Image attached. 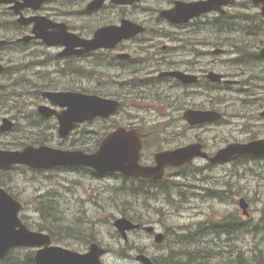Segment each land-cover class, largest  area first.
<instances>
[{
  "label": "rangeland",
  "instance_id": "1",
  "mask_svg": "<svg viewBox=\"0 0 264 264\" xmlns=\"http://www.w3.org/2000/svg\"><path fill=\"white\" fill-rule=\"evenodd\" d=\"M65 1V2H64ZM64 4L59 2L53 14L55 18L69 19L70 22H74L77 25H83L82 18L80 16H68L66 12L68 10L76 11L78 9H72L68 5L67 0H64ZM174 0H148L143 2L141 8H150L162 6L167 8L172 5ZM191 1V0H187ZM246 0H238V7L243 13H254V10H250L248 2L246 6L244 3ZM244 8H241V7ZM54 8V7H53ZM236 7L229 9V12L234 11ZM251 11V12H250ZM256 11V10H255ZM52 13L51 10L43 12V14ZM150 16L153 18L157 13L149 11ZM47 15V14H46ZM148 12L146 10L138 11L136 17L138 19H148ZM213 16L210 17L212 19ZM14 17L9 15V10L3 6H0V40L11 39L16 40L20 35L15 30H7L9 21H13ZM153 26L162 28L159 23L152 22ZM25 34V33H24ZM23 34V35H24ZM201 34L202 45L208 40L215 44L216 42L222 41L226 36L214 34L210 30L203 29ZM18 35V36H17ZM2 36V37H1ZM22 36V35H21ZM169 40V39H166ZM166 42V41H165ZM223 44H228L222 41ZM208 45V44H206ZM17 46V45H14ZM13 46V47H14ZM12 46L7 48H0V64L5 65L3 73L0 71V124L4 117H9L15 121L16 125L12 131L0 133V148L9 150H22L26 145L32 143L34 139L39 137L44 142L52 147L76 149L81 148L83 142L80 133H75L70 141L62 140L59 138L57 132L50 128L53 123L51 121L43 122L41 118L36 115V108L38 104L44 103L39 96V92L46 89H66L74 87V89H86V90H98L100 83L97 80H88L86 76L79 75L71 76L66 78L64 76H58L51 74L52 63L45 65H31V62L42 60L41 57L44 55L40 52L51 56L55 55L59 49L44 48L41 45H29L24 49L20 50L19 47L14 49ZM208 48L201 47V50H207ZM147 55L141 57L146 58ZM52 61V60H51ZM147 62V63H145ZM144 64L143 69L152 65L153 62L143 60V63L137 64V68H141ZM27 65V66H24ZM87 64H82V67ZM29 66V67H28ZM154 66V65H152ZM216 71H221L220 64L213 66L209 62L205 65ZM16 67V68H14ZM104 71L110 72V75H114L115 71L112 69L105 68ZM23 79L29 80L24 81ZM54 80V85L53 81ZM262 81L259 79L258 84L261 85ZM37 84L44 85L41 87L36 86ZM159 85H162L159 83ZM104 86V85H102ZM110 86L111 88H109ZM104 86L105 89L113 90V85ZM45 87V88H43ZM239 87H233L231 99V93L228 97L218 96V103L222 106L224 112L228 113V123H223L217 127L212 125H205L204 127L197 128H185L179 127L174 129L167 128L166 132L159 136V142H161L162 148L170 145L171 147L183 146L189 143L200 141L206 145L208 152L213 153L220 147L225 146L230 142H244L252 136L259 135L264 136V125H258V104L259 101L248 102L247 94L240 92ZM162 90V89H161ZM178 100L188 96L194 97L191 99V103L201 105L203 107L210 105V95L206 94L205 89L202 88V94L197 95H185L183 92L169 90ZM225 96L224 94H221ZM170 98L164 95V101H168ZM160 111V110H159ZM162 112V111H160ZM231 113H236V116H232ZM138 116L145 117L147 120L157 121L158 123H165L166 118L162 114L157 112H144L137 111L133 112ZM135 126L141 123L140 120H130ZM45 134L41 135L43 130ZM141 126V125H139ZM95 126L87 125L84 134H88L94 131ZM41 135V136H40ZM158 137V134L156 135ZM157 140V139H156ZM90 144L94 140H87ZM163 145V146H162ZM91 146V145H88ZM153 148L150 150H156ZM150 155V154H148ZM196 166L201 169L190 167L185 172L188 174V179H184V191L190 197V202L185 206L165 204L163 197L157 202H154L158 206H163L164 214L161 215L158 211L149 208L147 211L142 200H134L129 198L130 205H122V200L125 197L115 188H117L122 179L117 176H105L104 178H98L94 176L88 169H65L58 168L44 173H35L25 169H15L7 175H0V185L3 182L5 186H11L13 192L26 203V208L22 212V218L24 221L30 223L32 227L37 228L38 224L45 225L44 219L41 218L36 207L39 201L50 200L51 206L47 205V209L51 214L56 213L59 220L56 224L63 225L58 229L57 239H61L58 243L65 247L83 252L88 248V243L85 238H78L74 236V230L81 228L85 232H92L93 236L97 238L104 246H110L112 252L104 257L106 264H139L134 256L137 250H130L127 243H121V240H116L115 230L111 225L113 217L121 215L120 209L128 211L131 214L137 213V215H143L145 218L150 217L159 229L164 230V225H191L197 221L209 218L219 219L222 215L228 212H237L241 219L245 220L248 225L247 228H243L244 231H250L249 233L242 235L240 241L237 242V250L245 253L246 256H251L254 259L255 256L252 252L259 256L264 257V243L261 238H264V227L253 228L254 222L259 219H264V162L250 163L245 168H231L233 164L219 165L216 168H206L204 160H198L195 163ZM191 170V171H190ZM179 179V178H177ZM207 181L214 183L219 190L223 191L224 201H219L217 198H209L206 193L207 190L203 188H209L210 185ZM129 182H125L127 184ZM233 185L232 191L225 192L229 189V184ZM186 185V186H185ZM185 186V187H184ZM201 192V196H193V193ZM247 197L250 204V216H244L239 206V198ZM187 197H184L186 201ZM161 202V203H160ZM150 215V216H149ZM251 219V221H250ZM48 220L53 222L54 219L48 216ZM254 221V222H253ZM261 222V221H260ZM261 224V223H260ZM262 225V224H261ZM68 228L64 232L61 228ZM255 232L256 235H255ZM67 233H71V236H66ZM251 234V235H250ZM85 235V234H84ZM88 238V237H86ZM229 239V238H228ZM130 243H134L135 246H141L149 255H161L163 252H167L165 249H159L153 244V237H148L142 232L133 233L130 236ZM223 250L228 247L222 246ZM258 247V248H257ZM126 248V250H124ZM120 250L126 253H131L132 258H120L115 254ZM212 250V251H211ZM19 253L26 252L27 249H19ZM201 251V250H200ZM220 247H212L205 249L204 253H207L203 258L201 264H246L247 259L244 256H239L236 259L226 258L220 255ZM203 252V251H202ZM175 259L186 260L185 256L173 255ZM160 264H165V261H159Z\"/></svg>",
  "mask_w": 264,
  "mask_h": 264
},
{
  "label": "water",
  "instance_id": "2",
  "mask_svg": "<svg viewBox=\"0 0 264 264\" xmlns=\"http://www.w3.org/2000/svg\"><path fill=\"white\" fill-rule=\"evenodd\" d=\"M24 2H16V0H0L2 3L16 2L17 5L12 6L18 13L25 7H31L35 10L39 9L46 0H23ZM256 5H261L264 15V0H253ZM230 2H177L173 10L163 11L162 15L177 21L186 22L194 16L201 15L211 10H220L222 5ZM35 21L33 32L36 38H42L48 45L68 44L84 45L86 51L100 48L112 47L122 38L132 34V28L124 27H106L99 30L96 38L88 42L75 41L68 42L66 33L62 28L58 31L48 32L51 22L41 17H31L28 19H20V22L29 24ZM60 26V25H59ZM60 27H63L62 25ZM139 32L142 28L134 26V31ZM69 54V51H65ZM264 54V52H263ZM211 76V75H209ZM214 79H220L219 75L212 74ZM44 97L50 100L53 105L67 107L61 112L42 105L39 112L44 116L57 115L60 121V134L67 136L78 123L91 120L101 115L108 117L114 113L119 103L114 100L103 99L98 96L85 95L77 92H45ZM221 117L220 114L212 111H189L186 118L192 124L203 121L216 120ZM11 122L5 119L2 130L9 129ZM142 146L140 133L137 130L126 131L119 128L111 133L102 143L100 149L94 154H85L82 151H62L54 150L48 147L36 148L28 146L22 152L0 151V166L4 169L11 168L15 163H27L33 167L48 168L54 165H89L94 167L100 174L109 171H122L126 175L144 176L160 178L163 174V168L169 165H181L190 161L196 156L207 157L206 153L201 152L202 144L196 143L186 148L178 149L173 152H164L157 155L159 165L155 168L142 167L138 164L139 152ZM261 152L264 153V142H252L250 144H232L227 148L219 151L218 155L212 160H222L238 153ZM244 208L247 205L242 202ZM21 205L16 202L4 189L0 188V258H3L15 245H48L51 238L45 234L32 232L24 226L18 219V211ZM116 226L123 232L126 237L125 230L133 229L138 226L132 224L126 218L116 221ZM147 230H152L148 227ZM163 239L162 235L157 236V241ZM105 251L97 244L91 246V251L86 255L77 254L69 250L59 247H46L39 251L37 259L40 264H102L100 255ZM138 259L144 264H153L151 259L145 255H139Z\"/></svg>",
  "mask_w": 264,
  "mask_h": 264
},
{
  "label": "bare ground",
  "instance_id": "3",
  "mask_svg": "<svg viewBox=\"0 0 264 264\" xmlns=\"http://www.w3.org/2000/svg\"><path fill=\"white\" fill-rule=\"evenodd\" d=\"M204 2H230L231 0H202ZM249 5V1L250 0H246ZM65 2V1H64ZM63 2V4H64ZM68 5L70 6L71 2L70 0H67ZM226 6H228L229 8H231V5L226 4ZM155 13H161L163 11V7L162 6H158L157 8L154 7L153 9L147 8ZM254 13H243V11L239 8L236 7V9L234 11H232L230 13V15L228 16V21L226 24H220L219 21H212L211 19H205L198 27V31L199 34L200 32L203 31V29H207L210 30L211 32H213L214 34H217L218 36L220 35H225L226 37L223 39L224 42L228 43V44H233V45H240L243 44L245 41H247L252 34H254L256 32V30H254L255 26H258V20L253 18ZM18 36V35H17ZM201 36V34H200ZM2 37V36H1ZM20 36L16 39V40H11V39H6V43H7V47L10 46H14L16 44V42L19 40ZM201 38V37H200ZM210 40L214 41L213 39L210 38ZM210 40L207 41V44H211V45H220L221 47H223L224 51L222 53L225 52V45H223L222 41L220 42H216L215 44L213 43H209L211 42ZM217 48V46L214 47V49ZM261 52V50H260ZM259 50L257 52H255V54L260 53ZM255 54L253 56V58L255 57ZM147 55V54H146ZM152 55H148L146 58H137L135 60V62L133 64H129L126 66V71H128L130 73L131 72H138V73H143L145 70L143 69L144 64L141 66V68H137L136 65L143 63V60L145 61H150L153 62L152 65L158 67V71L160 72L161 70L159 69L160 66L156 63V61L154 59L151 58ZM212 61L215 60H219V61H226V57L225 55L223 56L222 54L217 55V57L211 59ZM209 62V61H208ZM147 63V62H145ZM212 64V63H211ZM218 65L220 64V68L222 69L220 72L223 73L225 71H227L230 68V65H227L225 62H219L217 63ZM213 66H216L214 64H212ZM0 66H3L1 72H4V65L0 64ZM258 67V64H254V62H250V63H246V64H240L237 68L234 69L233 71V75L242 71H245L246 74H243L242 76L236 77L237 79H247V77H249L251 72L256 73V68ZM162 72V71H161ZM162 75L165 76H169V73H162ZM233 78V79H236ZM163 84L160 81L157 82V84ZM228 85V84H227ZM238 86L240 89V92L246 93L247 97L248 96H253L254 94H252L250 91H246V90H253L255 93L258 89H252L250 86L245 87L240 85L239 83L236 82V80L234 82H232L231 84L228 85V87H223V90H219L216 94L214 92V90L211 89L210 93L212 95L210 96H216V98H218V96H222V97H228V94L231 93V99L233 100V95H232V91H233V87ZM171 90V89H169ZM179 92V91H178ZM190 93L192 92H197L202 94V86L201 87H196L195 89H192L191 91H189ZM225 92V96L221 95L224 94ZM185 95H197L200 96L201 94H188L186 91L184 92ZM212 167V166H209ZM207 167V168H209ZM122 182H128L126 179H122ZM136 188H134L132 191L135 194L140 195L142 193L141 188L139 187V185L135 186ZM234 219L231 215H227L225 218V226L227 225H233ZM245 227V225H244ZM255 230L258 228V226H254L253 227ZM257 232H255L256 235ZM56 239H57V234H56ZM261 241L264 243V238H261ZM126 250V249H125ZM212 251V250H211ZM109 252H112L111 249H109ZM125 251H122L121 253H124ZM153 264H157L156 260L153 262Z\"/></svg>",
  "mask_w": 264,
  "mask_h": 264
},
{
  "label": "flooded vegetation",
  "instance_id": "4",
  "mask_svg": "<svg viewBox=\"0 0 264 264\" xmlns=\"http://www.w3.org/2000/svg\"><path fill=\"white\" fill-rule=\"evenodd\" d=\"M92 1V0H83L84 4H86V7L87 5L89 4V2ZM87 9V8H86ZM83 15H85L86 17H88L91 22L93 23V21L95 20L96 17H99L101 15H107L110 17V19L112 21H114V23H120L122 21L123 18L125 17H128V18H131L132 20H136L135 19V15L137 13V4H132V5H128V6H120V5H115L111 2H107L103 7H101L100 9L98 10H94V11H88V10H85L83 11ZM99 27V24H93V25H85L84 27H77L76 30H81L82 32H88V33H93L95 31V29ZM152 33L154 34H158V31H152ZM130 44L131 47H133V44L135 43V40H131L129 42H127ZM200 46H195L194 48H191V47H185L183 46L182 50H181V60L179 62H176L170 66L166 65V63L164 62H161V61H156V63L160 66V70L162 71V73H172V72H167L171 69H182L184 72H187V73H191V74H197L199 76V81L197 82V84L195 85H198V87H201V83L203 81H206L207 78H206V74H205V71H202V65H201V52H200ZM217 49V48H215ZM261 49H259V52H260ZM131 52H129L130 54ZM223 56H224V53H221ZM148 55H151L150 53L147 54ZM217 57V54L215 53H211L210 54V57H209V63L211 64H214V65H217V63L219 62H225L227 65H231V61L230 60H226V61H219V60H215V61H212L211 59ZM225 57L226 59H228L230 57V53H226L225 54ZM152 58V57H151ZM246 58L249 59V56H246ZM167 59H171V60H175V57L172 56V53L170 51H168V58ZM194 63V67H186V64L189 63ZM251 62H254V64H258V62L260 63V65L262 66L261 69L263 70V74H262V77H260V75H255L254 77V80H251L249 81V86L252 88V89H258L260 86L263 88L264 90V58L260 56V53H257L255 54V57L253 58V60ZM134 63V62H133ZM211 69V68H210ZM213 70V69H212ZM160 71V72H161ZM174 71V70H173ZM220 71V70H219ZM233 69L229 68L227 71L223 72L222 74L231 78L232 80H236L239 81L238 83H243L244 80L246 79H237L236 77H239V76H242L243 74H246L245 71H242V72H239V73H236L233 75ZM254 72H251L249 77H247V80L252 78L254 76ZM233 78H236V79H233ZM173 79V80H172ZM259 79L262 81L261 85L258 84V81ZM161 83H168V86L169 88H174V85H172V83H175L177 82V85H181L183 87H186L187 85H182L179 80L175 79V78H172L170 76H166L165 79H161L159 80ZM229 85V84H228ZM228 85H224L222 87H220V84L219 83H213L211 84L212 86V90H214V92L216 94H218L217 92L220 90H223L224 88L223 87H228ZM190 86V85H188ZM173 91V90H172ZM246 91H250L252 94H255V92L253 90H246ZM185 92V91H184ZM188 94H201L200 93H197V92H192L190 93L189 91H186ZM264 95V93H263ZM262 107V105L260 106V108ZM264 116L261 117V119H263ZM263 122H264V119H263Z\"/></svg>",
  "mask_w": 264,
  "mask_h": 264
},
{
  "label": "trees",
  "instance_id": "5",
  "mask_svg": "<svg viewBox=\"0 0 264 264\" xmlns=\"http://www.w3.org/2000/svg\"><path fill=\"white\" fill-rule=\"evenodd\" d=\"M259 16V15H258ZM258 26L254 27V30H259L261 31L263 29V22L261 19L258 20ZM144 184V188H147L148 186L146 185V181H141ZM155 185L161 184V183H152ZM163 185V189L165 188V185ZM138 196V194H135ZM138 218H140L138 215H136ZM135 217V219H138ZM63 226V225H59ZM58 228L54 225L53 229L51 230V233L54 235L58 232ZM203 227L201 230L197 231H192L187 234H181L179 235V239L177 240V247H174L170 249L168 254L166 256L162 257H155L154 260H156L157 264H160L159 261H165V264H201L203 263V258L207 253H204L205 248L201 247L199 243L202 241L203 236H205V231ZM64 232L68 230V228H61ZM207 231H209V228H207ZM70 235V234H68ZM126 248H124L125 250ZM201 250V251H200ZM203 251V252H202ZM126 255V254H125ZM173 255H178V256H185L187 257L186 260H180V259H175L176 257H173ZM241 257V256H240ZM248 259V258H247ZM260 259L255 258V259H249V262H246V264H254V262L259 261ZM264 263V261H263ZM0 264H34L32 255L26 257L25 259H19L17 257L8 258L5 261H3Z\"/></svg>",
  "mask_w": 264,
  "mask_h": 264
}]
</instances>
